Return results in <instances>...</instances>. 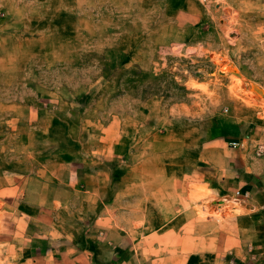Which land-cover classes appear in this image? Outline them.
Masks as SVG:
<instances>
[{
	"label": "rangeland",
	"instance_id": "374dc122",
	"mask_svg": "<svg viewBox=\"0 0 264 264\" xmlns=\"http://www.w3.org/2000/svg\"><path fill=\"white\" fill-rule=\"evenodd\" d=\"M263 59L264 0H0V182H21L13 204L26 174L62 171L60 156L87 152L112 122L143 157L152 141L188 145L233 99L264 105L243 78ZM192 200L220 250L226 234L264 247L246 207L204 188Z\"/></svg>",
	"mask_w": 264,
	"mask_h": 264
},
{
	"label": "crops",
	"instance_id": "0c3cea01",
	"mask_svg": "<svg viewBox=\"0 0 264 264\" xmlns=\"http://www.w3.org/2000/svg\"><path fill=\"white\" fill-rule=\"evenodd\" d=\"M243 78L246 92L264 102V72ZM242 98L229 102L205 135L162 149L152 141L144 157L120 124L108 123L87 152L58 158L62 171L26 174L13 204L21 182L3 177L0 264H264V247H236L234 235H225L220 250L217 226L204 235L193 210L192 193L204 188L211 198L246 207L244 217L264 227V105ZM30 180L39 198L30 197ZM253 239L264 241V232Z\"/></svg>",
	"mask_w": 264,
	"mask_h": 264
},
{
	"label": "built area",
	"instance_id": "2783aa9c",
	"mask_svg": "<svg viewBox=\"0 0 264 264\" xmlns=\"http://www.w3.org/2000/svg\"><path fill=\"white\" fill-rule=\"evenodd\" d=\"M262 150H263V145L262 144H258L257 145V148H256V153L258 155H260V153L262 152ZM236 194H238V192H236Z\"/></svg>",
	"mask_w": 264,
	"mask_h": 264
}]
</instances>
